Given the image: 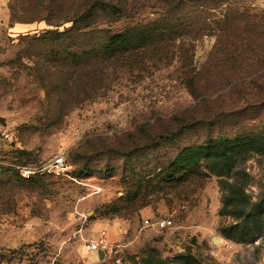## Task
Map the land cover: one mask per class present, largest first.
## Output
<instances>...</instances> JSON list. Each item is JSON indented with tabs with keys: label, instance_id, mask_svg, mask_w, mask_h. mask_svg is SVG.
I'll return each mask as SVG.
<instances>
[{
	"label": "rangeland",
	"instance_id": "rangeland-1",
	"mask_svg": "<svg viewBox=\"0 0 264 264\" xmlns=\"http://www.w3.org/2000/svg\"><path fill=\"white\" fill-rule=\"evenodd\" d=\"M104 2L55 37L72 21L0 0V264H264V0ZM60 153L69 175L45 169Z\"/></svg>",
	"mask_w": 264,
	"mask_h": 264
},
{
	"label": "trees",
	"instance_id": "trees-1",
	"mask_svg": "<svg viewBox=\"0 0 264 264\" xmlns=\"http://www.w3.org/2000/svg\"><path fill=\"white\" fill-rule=\"evenodd\" d=\"M17 5L15 8H13L14 18L15 20L19 22H31L35 20V17L39 15L41 11H46L47 16L46 21L51 26H58L64 22L72 21V26L70 29H65L64 31H58L54 32V36H64L66 34L72 35L75 34L77 36L80 35L81 32H83V29L85 26H82V21L88 20V19H95V21L98 20L99 13H102L103 11L110 9L114 12L118 9V7H115L113 3H105V0H15ZM163 4V9L169 15L175 14L177 12H180L181 10L190 7L195 6H201L204 7L203 4L200 2H204L207 0H160ZM107 12V11H106ZM97 16V17H96ZM98 22V21H97ZM88 26V25H86ZM90 26V25H89ZM100 30L104 31V29H98L94 28L92 30L93 33H97ZM166 30V29H165ZM187 29H184L183 31H186ZM226 37L227 44L231 42L232 38L236 39V35L233 36L231 33V29L226 27ZM180 32H178L176 35H179ZM250 34V31H246L245 37H248ZM195 36V35H194ZM122 35H116L111 38V40H107L103 43H101L100 48L103 49V53H112L113 56L118 57V60H121L122 52L123 54H129L131 51H133L132 47L126 48L121 51V47L118 44V42L121 39ZM175 37V35H174ZM196 37V36H195ZM179 38L178 36L175 37ZM121 56V57H120ZM107 57V56H103ZM228 58L232 57V54L227 56ZM192 62V61H191ZM186 65L191 67L192 64L186 62ZM199 72L189 69L188 70V80L186 81V87L188 92L190 93V96H197L200 94V92H208V90H202L200 88V85L198 83L197 77ZM204 96V95H203ZM200 104L192 106L189 108V110L193 111L198 109ZM187 110V111H189Z\"/></svg>",
	"mask_w": 264,
	"mask_h": 264
},
{
	"label": "built area",
	"instance_id": "built-area-1",
	"mask_svg": "<svg viewBox=\"0 0 264 264\" xmlns=\"http://www.w3.org/2000/svg\"><path fill=\"white\" fill-rule=\"evenodd\" d=\"M46 171L54 172L57 174L62 175H69L71 171V165L66 160L64 153H60L56 155L51 162H49L46 167ZM34 173L32 169H25L23 171L24 175H29ZM144 224L146 227L149 228H156V229H166L173 226V220L168 217L164 216L161 218H153V219H145ZM86 250L89 252L92 251H104L106 254L108 252H114L115 254L119 251V245L111 244L107 239L100 238V239H89L86 241ZM121 257L116 258V262L120 263Z\"/></svg>",
	"mask_w": 264,
	"mask_h": 264
},
{
	"label": "crops",
	"instance_id": "crops-1",
	"mask_svg": "<svg viewBox=\"0 0 264 264\" xmlns=\"http://www.w3.org/2000/svg\"><path fill=\"white\" fill-rule=\"evenodd\" d=\"M96 252H98V253H97V256H98L99 259H105V257L107 256V254L103 251V252H104V253H103V258H100V253H101V251H96Z\"/></svg>",
	"mask_w": 264,
	"mask_h": 264
},
{
	"label": "water",
	"instance_id": "water-1",
	"mask_svg": "<svg viewBox=\"0 0 264 264\" xmlns=\"http://www.w3.org/2000/svg\"><path fill=\"white\" fill-rule=\"evenodd\" d=\"M0 120L3 121V118L1 117ZM103 253H104V252L101 251V253H100V258H103Z\"/></svg>",
	"mask_w": 264,
	"mask_h": 264
}]
</instances>
